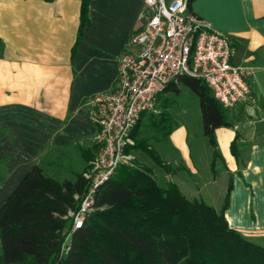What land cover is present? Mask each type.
Segmentation results:
<instances>
[{"label": "crops", "instance_id": "1", "mask_svg": "<svg viewBox=\"0 0 264 264\" xmlns=\"http://www.w3.org/2000/svg\"><path fill=\"white\" fill-rule=\"evenodd\" d=\"M108 1L89 0L82 22V0H0V202L33 165L45 171L64 158L82 171L91 159L97 128L87 99L115 90L118 57L146 21L141 0H117L127 8L125 35L105 34ZM188 10L231 39L250 93L225 110L229 125L214 130V146L200 135L191 144L177 124L148 167L157 182L217 210L231 183L228 226L264 238V0H192Z\"/></svg>", "mask_w": 264, "mask_h": 264}, {"label": "trees", "instance_id": "2", "mask_svg": "<svg viewBox=\"0 0 264 264\" xmlns=\"http://www.w3.org/2000/svg\"><path fill=\"white\" fill-rule=\"evenodd\" d=\"M88 1L82 0V22ZM179 83L197 94L203 134L214 146V130L229 125L225 110L202 79L182 76L166 90L177 92ZM85 189L81 174L58 181L33 165L0 205V264H264V239L243 235L225 219L231 183L215 210L172 182L158 183L148 170L120 166L97 189L95 211L72 230L66 215Z\"/></svg>", "mask_w": 264, "mask_h": 264}, {"label": "built area", "instance_id": "3", "mask_svg": "<svg viewBox=\"0 0 264 264\" xmlns=\"http://www.w3.org/2000/svg\"><path fill=\"white\" fill-rule=\"evenodd\" d=\"M141 1L146 21L118 57L115 90L96 93L86 102L88 120L97 128L95 152L82 173L86 189L71 214L72 230L82 226L93 208L97 189L117 168L131 165L132 129L143 113H158L157 96L171 83L182 76L202 79L224 110L250 93L248 72L231 62V39L190 13L189 0Z\"/></svg>", "mask_w": 264, "mask_h": 264}, {"label": "rangeland", "instance_id": "4", "mask_svg": "<svg viewBox=\"0 0 264 264\" xmlns=\"http://www.w3.org/2000/svg\"><path fill=\"white\" fill-rule=\"evenodd\" d=\"M126 15L127 8L125 2H119L117 0H109L108 2H106L104 5V33L112 36H118L120 38L124 37L126 31ZM156 109L158 110V113L155 114L149 112L143 113V116L140 120V125L137 129L135 137L136 139H134V145L137 144L140 147L133 149L135 158L131 162V165L124 166L150 171L148 167L150 156L146 153L145 147L147 146L154 152L156 156L162 158L161 155L157 152L158 148L170 146V142L168 141L167 137V131L171 128H174L177 124H183L187 127L188 141L191 144L196 140V137L198 135L208 140V138L203 134L199 98L197 94L188 86L179 83L177 92L171 89H167L159 93L156 101ZM94 152L95 143L93 153ZM53 165L60 168L47 167L44 173L57 179L58 181H63L66 179L74 180L78 174L81 173L82 175V173L87 172V170L89 169V163H87L86 167L83 168L82 171L78 167L77 169L75 168L74 171V168L71 169L70 167L71 164H68L67 161L64 160V158ZM61 167H66L68 169H62ZM75 172L76 174H73ZM158 179V183L160 182L164 184V178L161 177ZM219 184L221 190L225 191L227 185V175L225 173H223L221 179L219 180ZM74 198L77 199L78 205L79 196L78 198ZM4 200L0 202V205ZM75 210L76 209L69 210L66 215L68 220L71 222L73 220V215L71 214ZM93 211H95V207H93L88 212L87 216ZM68 236L69 232L67 233L61 251L65 250L66 248L65 244ZM250 237L255 239H264L261 237Z\"/></svg>", "mask_w": 264, "mask_h": 264}, {"label": "bare ground", "instance_id": "5", "mask_svg": "<svg viewBox=\"0 0 264 264\" xmlns=\"http://www.w3.org/2000/svg\"><path fill=\"white\" fill-rule=\"evenodd\" d=\"M262 202V201H261Z\"/></svg>", "mask_w": 264, "mask_h": 264}]
</instances>
